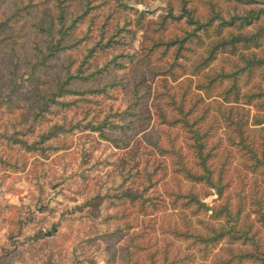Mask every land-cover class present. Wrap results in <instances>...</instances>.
<instances>
[{
	"label": "trees",
	"instance_id": "1",
	"mask_svg": "<svg viewBox=\"0 0 264 264\" xmlns=\"http://www.w3.org/2000/svg\"><path fill=\"white\" fill-rule=\"evenodd\" d=\"M91 1L0 0V44L12 46L11 37H23L26 30L31 43L28 53L23 48L20 55L13 48L11 51L14 56L25 58L29 74L37 73L32 81L40 84L30 89L33 96L24 107L16 105L8 95L0 99V165L7 170L23 167L24 159L7 156L6 148L17 146L43 156H48V150L55 153L64 149L61 136L80 124L76 120L74 125L73 117L80 113L84 118L89 115V111L76 108L82 103L100 106L98 99L105 102L101 108L105 111L93 114L80 128L96 132L115 147H126L150 128L153 120L178 127L193 164L185 160L186 155L174 141L168 146L153 143L155 148L162 155L173 154L175 170L187 180L214 188L218 199L225 197L218 204H209L194 190L177 194L171 203L181 199L190 213L181 209L175 214L176 219L171 213L163 214L171 219L160 229L170 239L160 247L159 257L146 250L145 264H207L210 257H216L220 264H264V239L260 233L264 232V187L242 174L264 176V0H198L203 4L202 11L195 0H163L167 12L148 19L141 53L123 46L125 35L120 32L133 31L114 21L109 12L98 21L90 11ZM144 16V11L139 12L136 26L142 24ZM15 31L18 35H14ZM75 47L80 50L79 57L69 53ZM29 54L31 59L27 58ZM221 54H227V65L213 67L212 62ZM99 58L101 63L96 62ZM124 69L121 76L115 73ZM42 74L47 75L46 81L38 76ZM103 77L108 78L101 80ZM115 89L124 94L114 105L108 99L116 98ZM248 107L255 110L253 115ZM17 109L20 111L15 113ZM215 129H222V135L215 138ZM237 156L241 160L234 170L240 181L235 187L236 208L232 209L230 195L224 192L229 184L224 176ZM216 157H221L217 169L212 166ZM143 174L148 183L140 182L132 189L141 175L133 177L130 171L123 178L125 183L128 177L132 180L127 183V190L116 196L137 204L145 213L148 206L158 208L161 201L148 191L153 186L152 173ZM246 186L254 220L239 227ZM91 199L61 212L71 217L89 212L86 208L92 204ZM31 215L33 211L25 222L32 221ZM23 220L16 219V223ZM146 228L145 223L140 232L128 237L122 255L125 264H135L132 255L136 250H145L146 246L135 239L142 237ZM54 233L55 229H38L25 239L41 241ZM9 241L8 245H0V264L15 259L12 255L17 244L23 243L13 233ZM177 241L186 244L174 245ZM215 249L225 256L216 254Z\"/></svg>",
	"mask_w": 264,
	"mask_h": 264
},
{
	"label": "rangeland",
	"instance_id": "2",
	"mask_svg": "<svg viewBox=\"0 0 264 264\" xmlns=\"http://www.w3.org/2000/svg\"><path fill=\"white\" fill-rule=\"evenodd\" d=\"M195 3L199 11L204 9L201 2L195 0ZM89 5L93 7L90 11L97 15L98 21H101V18L109 12L114 21L131 29L132 33L124 30L120 32V35H125L123 46L138 53H141L142 34L148 29V19H156L158 14L167 12L163 0H123V3L118 4L114 0H92ZM141 11L145 12L144 20L140 26H136V19ZM14 35L18 33L15 31ZM29 38L30 35L28 36L25 30L23 37H11L12 46L0 44V99H5L8 95L11 101L22 107L28 105L32 99L33 93L30 89L37 88L40 84H36L35 80L32 81V76H36L37 73L29 74L25 58L14 56L11 48L19 52V55L21 53L19 50L22 48L23 52L28 53L31 46ZM40 45L44 48L43 43ZM82 45V43L79 44L77 48ZM202 49L199 51L201 52ZM69 53L73 57L80 56V50L77 51L76 47ZM226 55H218L212 62L213 67L227 65ZM27 58L31 59V55L29 54ZM101 61L102 58L96 59L98 63ZM46 70L51 71V69ZM124 71L126 69L115 71V73L121 76L125 73ZM38 76L42 81L47 80V75ZM113 91V96L116 98L108 99V101L115 105L121 101L124 93L120 89ZM98 101L100 106L95 103H82L78 106L79 108H76L89 111V115L84 118L80 113L73 117L72 123L77 125L76 120H79L80 124L78 128L61 136L63 137L61 141H65L60 142V144L65 143L64 149L55 153L48 150L45 152L48 156L37 152H24L17 146L5 149L7 156L24 159L23 167L18 170H7L0 165V245H8L9 235L12 233L16 234L20 242H23L17 244L18 248L12 255L15 259L9 264H125L122 255L125 254L128 237L132 232H140L146 223L148 228L143 236L135 239L146 248L141 251L136 250L132 255L135 264H145L146 250L149 253L153 252L155 257H159L160 247L166 239H170L167 233L160 229V225L166 226L171 219L163 214L171 213L176 219L175 214H178L181 209L187 214L190 213L189 207L182 206L181 199H178L176 204L171 203L177 194L194 190L203 201L209 204H218L224 200L225 196L221 199L217 198L214 188L187 180L182 173L175 170L174 155H162L153 145L158 143L168 146L171 141H174L176 148L180 147L181 152L186 155L185 160L192 163L191 151L187 149L182 131L178 127H169L153 120L150 128L139 133L124 148L115 147L113 142L101 139L90 129L80 128L84 127L93 114L105 111L101 109L106 105L105 102L100 99ZM248 109L251 115L255 113L254 109L250 107ZM18 111L20 109L14 112ZM3 116H6V113ZM215 131V138L223 133L222 129H215ZM220 159L221 157H216L212 160V166L215 169L218 168ZM240 160L241 158L237 156L232 161V165L229 164L224 176V180L229 183L224 192L225 195H230L232 209L233 206L236 208L237 188L235 187L240 181L234 167L239 165ZM131 167L133 169L129 170ZM130 171L133 177L139 178L141 175L137 182L133 183L132 189L140 182L148 183L143 173H152L153 186H150L148 191L160 200L161 204L158 208L148 206L146 215L138 209L137 204L122 201L116 196L117 193L127 190V183L132 180L128 177L125 183L123 178L127 177ZM242 174L246 175L248 181H257L259 187H264V176L261 173ZM244 189L246 190H243V193L246 192L247 196L238 218L239 227H242L244 222L247 225L250 220H254V215L250 213L249 189L247 186ZM89 197L92 198V204L86 208L89 212L78 213L81 215L76 217H71L68 213H65V216L62 214L61 211L64 208L82 203ZM30 211L34 213L33 216L31 215L32 221L25 222L28 221L26 218L30 215ZM124 213L126 215H123ZM191 218L194 220L193 217ZM16 219L25 220L18 224ZM117 227H121L122 230H116ZM19 228L21 232L17 234ZM48 228L55 229L54 235L50 238L41 241L25 239L26 236H32L38 229L47 231ZM260 233L264 239V232L261 230ZM184 244L186 243L178 241L174 243V245L182 246ZM214 252L219 253L221 257L225 256L223 251L218 252L215 249ZM207 264L220 263L216 261V257H210Z\"/></svg>",
	"mask_w": 264,
	"mask_h": 264
}]
</instances>
